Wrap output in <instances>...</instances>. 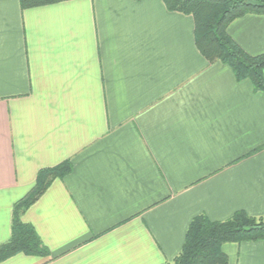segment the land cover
<instances>
[{"label": "crops", "instance_id": "0c3cea01", "mask_svg": "<svg viewBox=\"0 0 264 264\" xmlns=\"http://www.w3.org/2000/svg\"><path fill=\"white\" fill-rule=\"evenodd\" d=\"M163 0H0V243L37 171L70 160L22 214L49 255L0 264H165L190 221L264 216V92L208 61ZM264 53V15L227 28ZM264 264V240L226 242Z\"/></svg>", "mask_w": 264, "mask_h": 264}, {"label": "trees", "instance_id": "16d2710c", "mask_svg": "<svg viewBox=\"0 0 264 264\" xmlns=\"http://www.w3.org/2000/svg\"><path fill=\"white\" fill-rule=\"evenodd\" d=\"M66 0H19L23 9ZM169 10L190 14L194 18L195 44L208 61L228 65L237 80L248 79L254 89L264 92V53L250 54L229 35L228 25L248 13L264 15V0H163ZM72 170L66 159L40 168L32 187L12 206L9 238L0 243V262L23 253L45 257L49 251L33 226L22 221L21 214L31 206L57 178ZM264 240V216L254 217L243 210L230 218L212 221L205 216L194 217L186 229L180 252L165 264H226L227 255L222 249L226 242Z\"/></svg>", "mask_w": 264, "mask_h": 264}]
</instances>
